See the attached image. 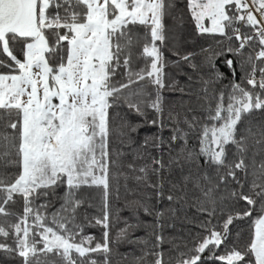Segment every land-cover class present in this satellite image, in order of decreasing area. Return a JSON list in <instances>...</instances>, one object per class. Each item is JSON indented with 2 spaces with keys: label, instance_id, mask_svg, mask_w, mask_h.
I'll return each mask as SVG.
<instances>
[{
  "label": "trees",
  "instance_id": "16d2710c",
  "mask_svg": "<svg viewBox=\"0 0 264 264\" xmlns=\"http://www.w3.org/2000/svg\"><path fill=\"white\" fill-rule=\"evenodd\" d=\"M87 14L83 0H48L39 28L51 86L67 64L71 27ZM114 16L110 3L107 17ZM235 25L206 31L190 0H159L156 26L128 21L109 30L105 127L88 121L73 182L57 171L26 194L11 189L22 173V110L0 106V264H256L264 41L252 36L256 25L243 26L250 38L241 46ZM32 40L13 31L0 38V75L21 72ZM235 87L261 107L239 117L217 163L201 153L204 128L219 122ZM46 229L84 251L48 248ZM235 253L233 261L222 259Z\"/></svg>",
  "mask_w": 264,
  "mask_h": 264
},
{
  "label": "rangeland",
  "instance_id": "374dc122",
  "mask_svg": "<svg viewBox=\"0 0 264 264\" xmlns=\"http://www.w3.org/2000/svg\"><path fill=\"white\" fill-rule=\"evenodd\" d=\"M20 1L18 19L0 33V38L13 31L33 40L26 45L24 61L19 63L21 72L0 75V106H18L22 110V173L11 189L26 194L36 184L49 181L48 178L57 171L66 172L69 182H73L75 161L89 141L88 121L95 118L100 131L105 127V76L110 56L108 31L128 21L148 22L156 26L159 0H83L88 6L86 22L71 27V36L67 37L70 45L67 64L54 76L52 86L48 81L49 68L45 60L48 47L39 28L45 19L48 0ZM249 1L256 8L264 7V0ZM231 2L247 6L246 0H190V5L195 8L197 21L203 30L220 33L228 23L230 13L226 8ZM110 3L115 9L112 19L107 17ZM253 35H262L264 41V21L255 28ZM149 53L155 55L152 50ZM257 78L253 76L249 80L253 82ZM232 96V103L228 107L222 106V116L217 120L216 128L231 117L232 112L228 117L227 109L236 106L237 102L249 100L250 110L261 107L258 97L236 87ZM234 112L240 117L239 110L235 108ZM209 131V127L204 128L201 153L214 159L207 137ZM228 141L221 138L219 151ZM95 179L100 181L104 176L97 175ZM18 230L21 231L20 228ZM43 239L48 248L84 251L80 245L72 244L48 229L44 231ZM20 244L23 253L26 252L23 231ZM252 250L256 264H264V214L255 224ZM238 257L235 253L222 259L233 261Z\"/></svg>",
  "mask_w": 264,
  "mask_h": 264
},
{
  "label": "water",
  "instance_id": "95a60500",
  "mask_svg": "<svg viewBox=\"0 0 264 264\" xmlns=\"http://www.w3.org/2000/svg\"><path fill=\"white\" fill-rule=\"evenodd\" d=\"M21 12V1L20 0H0V33L8 29L11 25L15 23ZM250 13L248 15V23L253 24L255 22V17ZM237 110L242 114L248 113L250 111V102L246 100L245 102H237ZM240 115V116H241ZM238 115L229 118L224 122L219 128L213 127L210 129L208 134V139L211 143V150L214 155V161L219 163L223 157V150L220 149L221 138L229 139L231 137V132L234 124L238 120Z\"/></svg>",
  "mask_w": 264,
  "mask_h": 264
},
{
  "label": "built area",
  "instance_id": "2783aa9c",
  "mask_svg": "<svg viewBox=\"0 0 264 264\" xmlns=\"http://www.w3.org/2000/svg\"><path fill=\"white\" fill-rule=\"evenodd\" d=\"M246 5L244 4H234L231 9L228 24L235 23L236 25L233 27V34L237 37V39L241 42V45L246 44L249 40V36H243L242 27L243 26H261L264 21L263 11L264 7L258 6L256 8L254 5L250 3L249 0H246ZM252 13L255 17V22L253 24L248 23V15ZM259 55V54H257Z\"/></svg>",
  "mask_w": 264,
  "mask_h": 264
},
{
  "label": "crops",
  "instance_id": "0c3cea01",
  "mask_svg": "<svg viewBox=\"0 0 264 264\" xmlns=\"http://www.w3.org/2000/svg\"><path fill=\"white\" fill-rule=\"evenodd\" d=\"M231 112H232V115H231L230 118H233V117H235V116L237 115V113H236V114H233V113H235V112H234L233 109H231V110L228 111V117L230 116V113H231ZM228 117H227V118H228ZM228 119H229V118H228ZM228 119H227V120H228Z\"/></svg>",
  "mask_w": 264,
  "mask_h": 264
},
{
  "label": "bare ground",
  "instance_id": "6f19581e",
  "mask_svg": "<svg viewBox=\"0 0 264 264\" xmlns=\"http://www.w3.org/2000/svg\"><path fill=\"white\" fill-rule=\"evenodd\" d=\"M257 1H259V0H257ZM237 116V115H236Z\"/></svg>",
  "mask_w": 264,
  "mask_h": 264
}]
</instances>
